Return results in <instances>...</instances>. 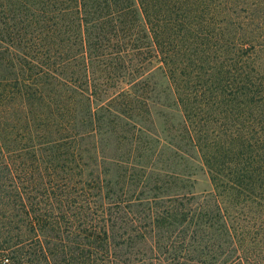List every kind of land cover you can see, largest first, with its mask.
Listing matches in <instances>:
<instances>
[{
    "label": "trees",
    "instance_id": "1",
    "mask_svg": "<svg viewBox=\"0 0 264 264\" xmlns=\"http://www.w3.org/2000/svg\"><path fill=\"white\" fill-rule=\"evenodd\" d=\"M0 257L264 264V0H0Z\"/></svg>",
    "mask_w": 264,
    "mask_h": 264
},
{
    "label": "rangeland",
    "instance_id": "2",
    "mask_svg": "<svg viewBox=\"0 0 264 264\" xmlns=\"http://www.w3.org/2000/svg\"><path fill=\"white\" fill-rule=\"evenodd\" d=\"M197 174H198L197 177L199 178V180H198L197 185H196V190L197 191L210 190V184L208 182L206 175L203 172L199 171V169H198Z\"/></svg>",
    "mask_w": 264,
    "mask_h": 264
}]
</instances>
